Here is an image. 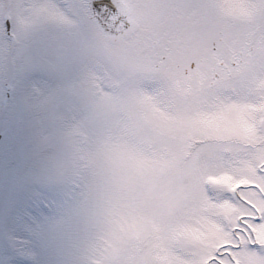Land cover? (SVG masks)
<instances>
[{
	"label": "snow or ice",
	"instance_id": "6c2138e0",
	"mask_svg": "<svg viewBox=\"0 0 264 264\" xmlns=\"http://www.w3.org/2000/svg\"><path fill=\"white\" fill-rule=\"evenodd\" d=\"M0 264H264V0H0Z\"/></svg>",
	"mask_w": 264,
	"mask_h": 264
}]
</instances>
